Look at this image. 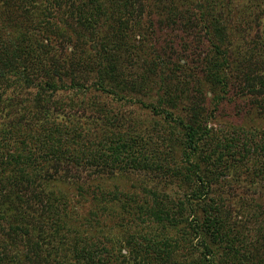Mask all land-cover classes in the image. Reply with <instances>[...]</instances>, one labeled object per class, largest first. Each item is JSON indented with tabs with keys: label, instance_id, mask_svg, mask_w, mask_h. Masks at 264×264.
<instances>
[{
	"label": "trees",
	"instance_id": "1",
	"mask_svg": "<svg viewBox=\"0 0 264 264\" xmlns=\"http://www.w3.org/2000/svg\"><path fill=\"white\" fill-rule=\"evenodd\" d=\"M148 1L0 0V95L8 100L0 99V264H226L229 254H240L235 249L240 237L231 238L229 227L225 228L223 200L195 203L217 182L214 178L205 181L201 164L214 174L226 168L229 159L239 154L245 158L246 154L256 156L255 167L264 175V134L242 139L240 128L229 140L214 137L206 128L207 109L189 102L199 80H193L191 73H186L188 78L180 77L187 60L184 65L177 61L164 78L159 76L162 86L167 80L174 82L165 90L168 109L162 107L161 99L158 107L138 103L161 116L173 131L128 125L131 131L121 133L118 128L125 123L122 114L114 113L113 102L128 101L118 94L127 93L128 88L145 90L146 81L143 75L123 68L132 59L147 63L142 41L134 33L131 36L126 15L133 8L139 20L149 16L150 11L144 12ZM175 1L155 0L154 4L167 7L169 18L178 16L180 10L185 26L193 32L188 35L208 37L209 51L202 65L214 95L213 110L218 111L233 94L244 98L259 92L257 98L263 96L264 82L257 89L252 69L262 63L264 70V0H181L180 6ZM150 66L155 74L154 62ZM68 90L76 101L65 104L60 94ZM92 91L99 95L93 97ZM250 102L254 105L247 104V113L263 120L264 99ZM3 106L7 107L5 113ZM177 135L181 137L177 139ZM154 144L167 151L164 157L169 167L161 166L159 173L174 176L179 171L171 167L169 149H181V158L195 163L184 175L195 176L200 188H206L199 189L190 201V207L201 206L202 219L188 225L185 203L156 204L149 215L161 226V238L138 234L142 242L112 239L109 248L96 243L99 221L87 214L77 218L76 207H67L69 197L61 190L74 189L91 203L115 171L156 169L153 161L159 160V152ZM204 146L209 147V154H204ZM82 170L88 173L86 178L79 176ZM72 171L76 175H70ZM116 190L103 197L105 206L124 200L122 208L129 212L134 196ZM173 230L179 236L174 237L175 231L170 237L164 235ZM188 235L200 243L196 257L179 252L181 238ZM256 245L264 248V228ZM219 248L225 251L224 259ZM61 254L67 258L59 261ZM231 264L249 261L237 259ZM253 264H264V256Z\"/></svg>",
	"mask_w": 264,
	"mask_h": 264
},
{
	"label": "rangeland",
	"instance_id": "2",
	"mask_svg": "<svg viewBox=\"0 0 264 264\" xmlns=\"http://www.w3.org/2000/svg\"><path fill=\"white\" fill-rule=\"evenodd\" d=\"M112 1L115 3L118 0ZM154 2L155 0H149L147 2L144 12L148 13L150 11L149 16L145 17L144 15L141 20L137 18L133 8L130 10V15H126L128 28L132 30L131 36L134 33L136 40L138 41L140 39V41H142L141 45L145 50L147 63L145 65L141 60L135 61L136 59H132V63H127L123 66V68L126 67L127 70L134 72L135 75H143L146 81L144 83L145 90L142 91H135L128 88L126 89L127 93L123 94L122 92L119 93L120 90H117V93H119L118 96L125 95V98L127 100L129 99L128 101L125 100L118 103L112 101L114 104V113L122 114V121L125 123L123 126H118L120 132L128 133V131H131L127 128L128 125H135L143 130H145L146 127H155V130L156 127H160L161 131H173L169 127V124L163 121L161 116H157L152 109H145L138 103L140 101L144 104H153L155 107H158L159 99H161V101L164 102L162 107L168 109L169 106L165 103V100L168 99V95L165 96V90L167 86H173L174 82L167 80L165 83L166 85L162 86L159 81L160 77L162 76L164 78L165 74H168V70H170L177 61H180V63L184 65L187 60L185 65L186 71L184 73L182 72V76L180 77L188 78L187 74L191 73V75L194 74L193 80H199L197 82L198 84L193 85V89L195 90L192 96L189 94V102L198 103V106L200 105L202 108L207 109V130H209L214 137L219 140L221 139V142L228 139L227 137L231 135L234 130L237 131L240 128V130L243 131L242 136H240L242 139H244V135L248 137L255 136L257 138L262 136V134H264V119L260 120L257 118L258 116L254 114L251 115L250 112L247 113V104H252L250 102L251 100L264 99V95L257 98L256 94L259 93L257 92L251 93L244 98H239L237 95L233 94L227 100H224L223 105L220 106L218 111H214L212 105L214 95L208 80L204 78V68L202 65L209 51V43H207L208 37L205 35L203 36L204 38H201V36L196 37L195 35H188V33L190 34L191 32V34H193V32L190 28L189 32L187 26H185L184 19L180 16L183 13L180 14V10L177 12L178 16L169 18L167 15V7L161 8L155 5ZM175 3H177V6L182 5L181 0L175 1ZM158 13L160 17L157 16ZM170 21L177 24L170 27ZM70 27L71 24L68 22L67 28ZM139 28H141L140 32H138ZM191 36L193 37L192 40L189 38ZM152 62L156 65L155 74L150 71ZM262 65V63H258L252 69L253 77L257 79V89L260 90V82H264V70ZM162 71L164 74H162ZM193 84H195V82H193ZM199 91H201L202 94H200ZM9 93L11 92L9 91ZM91 93L93 97L99 95L94 91ZM24 95L25 94H23V97ZM60 95L65 104L68 103L67 100L70 101L74 99V101H76V98L72 97L69 90ZM60 95H58L57 98H59ZM1 97L2 95H0V99H2L4 103L8 101ZM9 98L10 96L8 99ZM97 100L100 101L102 99L99 97ZM109 100L111 101V99H107V102H109ZM124 102L127 103L125 104ZM252 105H254V103ZM1 110L5 113L7 107L3 106ZM126 112H128V114ZM244 115H246L247 118H245ZM178 136L181 137V135H177V139H179ZM155 146L159 152L156 158L159 160L153 161L158 165L156 169L151 167V171L147 172L131 169L115 171L109 182L104 184V186H100V189H98L96 193V199L91 203L77 196V192L74 189L68 188L61 190L69 197V199H66L67 207H76V213L78 214L77 218L87 214V217H89L88 215H92L91 218L93 221L96 219L99 221L96 227L97 230L95 229L99 232L98 239L95 240L96 243H104L109 248L111 247L112 239H118L124 243L128 240L132 242L131 239L134 238L142 242L138 234L142 237L152 238L158 236L161 238L163 236L161 226H158L156 220L149 215L150 210L160 205L168 206L176 203L179 204L180 202L185 203L184 220L188 221L185 222L188 225H194L196 218L199 219V221L202 219L201 206L196 208V205H194L191 206V209L190 203L192 202V196L194 194L196 195L199 189L201 191H206V188L204 186V190L200 188V184L194 181L195 176L190 177L184 175L186 172L185 169H193L195 163L191 162V164L185 158H181V149L175 151L169 149L168 154L172 161L171 167L175 166L179 171H176L174 176L159 173L160 171H158V168L161 166L166 168V166H168L167 158L164 157L167 151L165 152V149L160 144H156ZM204 150V154L210 153L208 146H204ZM163 157L165 158L164 161L162 159ZM244 157L245 158H243V154L236 155L235 159L239 162L234 163L235 159H229L226 168H221V170H217L214 174L209 166L201 164V173L205 174V179H207L205 181H211L214 178V180L217 179V182L211 185L207 196H205L206 192H204V199L202 198V201L195 203L205 204L209 199L221 198L224 207L222 211L227 216L225 228L227 226L229 227L228 234L231 238L235 239L239 236L241 239L238 245H235V249H238L240 254H229V259L226 264H231L237 259L244 262L248 260L249 264H253L264 256L263 246L256 245L260 229L264 228V175L259 174L255 167L256 156L252 158L251 156L247 157L245 154ZM180 170H182L181 175L179 174ZM82 171L83 174H79V176L86 178L88 173L84 170ZM70 175H76L75 171H72ZM187 177H190L192 180L188 181ZM115 190L123 195L131 194V196H134L135 203L133 202L131 204L132 207L129 212H127L129 208H122V205L126 206V201L124 200H121V202L115 205L105 206L103 197H106L105 195L107 192H114ZM102 193H104L103 196ZM153 193L156 195L155 198ZM160 199L161 204H158ZM91 205L93 206L92 210L89 208ZM141 205L145 206V208H143L144 210L141 208ZM93 213H95L96 216ZM120 231H122L123 234ZM174 231L175 230L171 233L164 232V235L170 237L173 235ZM176 236H179V234L176 235L175 231L174 237ZM198 245H200V243L194 241L191 235L182 237L179 252L184 256L192 255L196 257V254L200 252ZM222 245L224 246L225 244L222 243ZM218 253L221 259H224L222 256L223 253H225L224 249L219 248ZM242 256H245V258ZM66 258L67 255L61 254L58 259L62 261ZM39 263L43 264V262ZM153 264H156V262Z\"/></svg>",
	"mask_w": 264,
	"mask_h": 264
}]
</instances>
